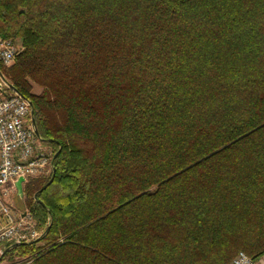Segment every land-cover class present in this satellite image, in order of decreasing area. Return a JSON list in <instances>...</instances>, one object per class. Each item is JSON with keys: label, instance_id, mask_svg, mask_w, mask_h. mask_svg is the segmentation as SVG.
I'll return each instance as SVG.
<instances>
[{"label": "trees", "instance_id": "obj_1", "mask_svg": "<svg viewBox=\"0 0 264 264\" xmlns=\"http://www.w3.org/2000/svg\"><path fill=\"white\" fill-rule=\"evenodd\" d=\"M0 37L23 48L2 71L52 153L51 173L22 185L49 231L6 253L264 256V0H0Z\"/></svg>", "mask_w": 264, "mask_h": 264}, {"label": "built area", "instance_id": "obj_2", "mask_svg": "<svg viewBox=\"0 0 264 264\" xmlns=\"http://www.w3.org/2000/svg\"><path fill=\"white\" fill-rule=\"evenodd\" d=\"M20 51L14 40L0 37V264L6 245L30 243L40 235L31 213L25 209L15 212L9 202L15 193L14 183L20 177L24 181L40 178L52 159L51 152L37 148L38 139L29 123L30 101L2 71L15 63ZM33 260L25 258L13 264H32ZM228 264L259 263L239 251Z\"/></svg>", "mask_w": 264, "mask_h": 264}, {"label": "rangeland", "instance_id": "obj_3", "mask_svg": "<svg viewBox=\"0 0 264 264\" xmlns=\"http://www.w3.org/2000/svg\"><path fill=\"white\" fill-rule=\"evenodd\" d=\"M15 43H16V46L20 49V50H23V48L20 46V42L19 40H14ZM41 91L40 87H38L37 85H34L31 83V93L32 94H39ZM37 148H40L41 150L43 151H46V152H51L49 147L46 146L44 143H42L41 141L38 140V143H37ZM52 171V168H50V171L47 173L46 176H48ZM33 179V178H32ZM36 179V178H35ZM10 203L13 204V207L16 208L17 210H27L29 213H30V208L29 206L27 205L26 203V197H25V194L23 193L22 197H18L16 195V192L8 198ZM35 224V223H34ZM33 256H27V255H17V254H8V253H5L3 259H2V264H13L15 262H18L20 260H23L25 258H31ZM262 258V257H261ZM257 262L259 264H262V262L260 261V259L257 260Z\"/></svg>", "mask_w": 264, "mask_h": 264}, {"label": "water", "instance_id": "obj_4", "mask_svg": "<svg viewBox=\"0 0 264 264\" xmlns=\"http://www.w3.org/2000/svg\"><path fill=\"white\" fill-rule=\"evenodd\" d=\"M30 104H31V102H30ZM31 106H32V104H31ZM33 108H31V120H32V126H33V129H34V132H35V135H36V137L39 139V140H42L41 138H40V136H39V134L37 133V130H36V128H35V124H34V121H33ZM55 158V156H53V159ZM53 171H54V169H53ZM24 182V179L23 178H18V180L15 182V184H14V187H15V190H16V195L18 196V197H22V195H23V188H22V183ZM46 185H48V184H46ZM44 187H46V186H44ZM43 187V188H44ZM42 188V189H43ZM41 189V190H42ZM41 190H39V191H41ZM38 191V192H39ZM38 192H36L35 194H34V199L35 200H37L36 198H37V193ZM39 202V204L42 206V207H44L45 208V205L42 203V202H40V201H38ZM46 212H47V214H48V220H49V222H48V225H47V227H46V229H45V231L43 232V233H41V235L39 236V238L36 240L37 242L38 241H40L41 239H43L44 238V236L47 234V232L49 231V228H50V224H51V214H50V211L48 210V209H46ZM16 246H18V244H13V245H11L10 247H9V249H12V248H15Z\"/></svg>", "mask_w": 264, "mask_h": 264}, {"label": "bare ground", "instance_id": "obj_5", "mask_svg": "<svg viewBox=\"0 0 264 264\" xmlns=\"http://www.w3.org/2000/svg\"><path fill=\"white\" fill-rule=\"evenodd\" d=\"M29 123H30V126H31V128H32V130H33V126H32V120H30L29 121ZM33 132H34V130H33ZM34 134H35V132H34ZM36 136V135H35ZM38 139V138H37ZM39 140V139H38ZM39 141H42V140H39ZM51 161H52V159H51ZM51 166H52V162H51V164H49L47 167H46V171H45V173L41 176V177H44V176H46L47 175V173L50 171V168H51ZM40 177V178H41ZM31 179V178H30ZM27 180V179H26ZM25 182V181H24ZM24 182L22 183V185L24 184ZM15 184V183H14ZM15 192H16V190H15ZM10 202V201H9ZM13 205V204H12ZM11 245H13V244H11ZM11 245H8V248H4V255H5V253L7 252V251H9V247L11 246ZM4 255H3V257H4ZM257 261V260H256Z\"/></svg>", "mask_w": 264, "mask_h": 264}, {"label": "crops", "instance_id": "obj_6", "mask_svg": "<svg viewBox=\"0 0 264 264\" xmlns=\"http://www.w3.org/2000/svg\"><path fill=\"white\" fill-rule=\"evenodd\" d=\"M14 211L17 212V211H20V210H17L16 208H14ZM260 261L262 262V264H264V256L262 258H260Z\"/></svg>", "mask_w": 264, "mask_h": 264}]
</instances>
